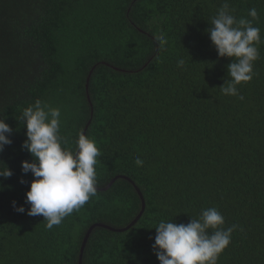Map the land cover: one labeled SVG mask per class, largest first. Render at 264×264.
Returning <instances> with one entry per match:
<instances>
[{"label": "trees", "instance_id": "trees-1", "mask_svg": "<svg viewBox=\"0 0 264 264\" xmlns=\"http://www.w3.org/2000/svg\"><path fill=\"white\" fill-rule=\"evenodd\" d=\"M224 3L237 20L255 8L264 40V0H0V117L13 129L0 152L13 173L0 177V264H79L93 224L123 228L142 210L125 178L100 190L118 175L146 208L125 231L95 227L83 264H160L158 223L187 224L212 207L225 229L237 225L217 264H264V43L255 76L237 85L244 99L223 94L232 58L207 30ZM37 99L60 109L71 150L93 107L86 136L101 151L97 194L51 230L27 215L34 177L22 172L33 157L20 116Z\"/></svg>", "mask_w": 264, "mask_h": 264}, {"label": "clouds", "instance_id": "clouds-1", "mask_svg": "<svg viewBox=\"0 0 264 264\" xmlns=\"http://www.w3.org/2000/svg\"><path fill=\"white\" fill-rule=\"evenodd\" d=\"M248 16L252 19L237 20L224 3L211 21L213 26L207 30L218 56L232 58L227 65L231 80L222 85L221 91L239 100L244 97L237 85L248 83L255 76L254 62L260 58L258 45L264 43L260 28L253 26V21L258 19L257 10L250 9ZM155 40L162 49L166 48L168 40L163 32ZM184 65L183 59L177 61V67ZM60 118L59 108L39 99L24 108L20 116L27 129L22 148L33 157L32 161H22V172H31L34 177L26 192V203L30 205L27 215L43 216L48 230L59 226L97 194L95 166L101 151L95 140L84 133L78 135L76 148L69 149L67 140L60 135ZM12 131L5 117H0V152L12 143ZM135 164L142 167L144 161L137 157ZM12 174L7 166L0 168V177L7 179ZM12 203L17 212H25L23 205ZM224 224V216L215 207L202 209L199 218H191L187 224L161 220L155 227L152 248L160 264H217L237 228L232 225L225 229Z\"/></svg>", "mask_w": 264, "mask_h": 264}, {"label": "water", "instance_id": "water-1", "mask_svg": "<svg viewBox=\"0 0 264 264\" xmlns=\"http://www.w3.org/2000/svg\"><path fill=\"white\" fill-rule=\"evenodd\" d=\"M90 78H91V74L89 75L88 80H87V85H86L87 90L89 89ZM88 99H89V101H90V103H91V105H92L90 95H88ZM93 114H94V108L92 107V109H91V119L88 121V123H87V125H86V127H85V129H84V132H83L85 135H86L87 130H88V127H89V125H90V123H91V121H92ZM118 178H125V179L129 180V181L134 185V187H135L136 190L138 191V193H139V195H140V197H141V200H142V210L140 211V213L138 214V216H137V217H136V218H135V219H134L129 225H127V226H125V227H123V228H114V227H111V226H109V225H105V224H102V223H96V224H93V225L89 228V230L87 231V233H86V235H85V237H84V240H83V243H82V246H81V250H80L79 264H83L84 251H85L86 245H87V243H88V240H89V238H90V235H91V233H92V231H93V229H94L95 227H97V226H102V227H106V228H109V229H112V230H116V231H120V232H121V231H125V230L131 228L132 226H134V225L138 222V220L141 218V216L143 215V213H144V210H145V208H146V201H145V198H144L143 193H142V191L140 190V188L136 185V183H135L131 178L126 177V176H123V175H118V176L114 177L106 187L101 188V189L97 187V189H100V190H107L108 188H110V187L113 185V183H114ZM132 264H137V263H132Z\"/></svg>", "mask_w": 264, "mask_h": 264}]
</instances>
